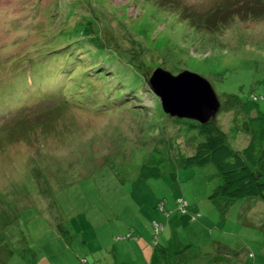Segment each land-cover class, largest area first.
I'll use <instances>...</instances> for the list:
<instances>
[{
  "label": "rangeland",
  "instance_id": "1",
  "mask_svg": "<svg viewBox=\"0 0 264 264\" xmlns=\"http://www.w3.org/2000/svg\"><path fill=\"white\" fill-rule=\"evenodd\" d=\"M185 8L197 26L181 19ZM157 67L204 77L217 125L241 150L240 103L264 113V0H0L3 264H28L26 248L46 253L42 264H148L135 242L150 248L155 234L170 264H252L234 255L241 247L263 254L251 218H264V200L227 207L210 197L222 183L213 164L182 166L201 137L150 91Z\"/></svg>",
  "mask_w": 264,
  "mask_h": 264
},
{
  "label": "trees",
  "instance_id": "2",
  "mask_svg": "<svg viewBox=\"0 0 264 264\" xmlns=\"http://www.w3.org/2000/svg\"><path fill=\"white\" fill-rule=\"evenodd\" d=\"M185 22L197 26L200 19L185 8L181 10ZM232 14L224 20L209 19L207 27H221L229 21ZM148 79V77H146ZM147 82V81H146ZM240 107L247 117L249 140L241 150L233 149L226 133L219 128L215 118L206 123L193 121L190 126L195 128L201 141L196 143L194 151L189 156L179 155L182 166H203L211 163L221 176L222 183L217 186L210 197H222L227 199L225 205L231 206L237 199L255 198L264 200V113L258 110L256 100L241 102ZM256 111V114H252ZM182 156V157H181ZM153 169L144 167L145 174L152 173ZM179 197L177 201V211H188V202ZM165 201L160 202V208H164ZM168 216V213H166ZM192 218H194L192 216ZM158 232L163 229V225L152 223ZM125 237H131L127 235ZM118 238H123L121 235ZM158 239L156 234L152 240V253L148 264H170L163 246H160L154 239ZM136 239V238H135ZM26 255V254H25ZM84 258H81L82 261ZM82 264V262H81ZM88 264V263H86Z\"/></svg>",
  "mask_w": 264,
  "mask_h": 264
},
{
  "label": "water",
  "instance_id": "3",
  "mask_svg": "<svg viewBox=\"0 0 264 264\" xmlns=\"http://www.w3.org/2000/svg\"><path fill=\"white\" fill-rule=\"evenodd\" d=\"M147 83L150 91L159 98L163 111L171 117L206 123L214 119L220 109L212 85L194 72L182 70L173 74L157 67Z\"/></svg>",
  "mask_w": 264,
  "mask_h": 264
},
{
  "label": "crops",
  "instance_id": "4",
  "mask_svg": "<svg viewBox=\"0 0 264 264\" xmlns=\"http://www.w3.org/2000/svg\"><path fill=\"white\" fill-rule=\"evenodd\" d=\"M262 210H263V207L261 209H258L259 213L262 212ZM251 219H252V223L256 224V226H257L255 229H262V231L264 233V218L263 217H259V218H251ZM116 239L120 240V239H123V238H118V236H117ZM135 244L137 246H139L140 255L143 257V259L145 261L148 262V260L150 259V256H151L153 248L151 246L149 248L148 242L143 237H139V238L137 237V242H135ZM263 244H264V239H263ZM258 246H259V243H258ZM131 247L134 248V245L132 244ZM249 248H251V247H249ZM249 248L248 247H243V248L241 247V248L237 249V250L241 249V251H238V252L234 253V255L235 256H238V255L241 256L242 254L245 253L251 259V261H253L252 264H260V263H257V260L260 259V258L264 259V251H263V254L261 256H256L258 248H257V251H254V250L250 249L251 250L250 252H249ZM27 250H29L30 253L32 254L31 258H27L26 255H25V259L28 262V264H42V263H40V260L47 258L46 253H43L42 255L38 256L36 254V251H33L31 248L30 249L26 248V252H27ZM26 252H25V254H26ZM240 258L241 257H239V259L237 260L236 264H239ZM263 259H260L258 262H261ZM79 260H80V258H79ZM1 261L2 260L0 259V264H3ZM88 262L91 263L90 261H88ZM22 264H26V263H22ZM43 264H46V263H43ZM47 264H51V263L49 262ZM78 264H81V261H78ZM91 264H95V263H91ZM124 264H131V262L124 263ZM262 264H264V262Z\"/></svg>",
  "mask_w": 264,
  "mask_h": 264
},
{
  "label": "built area",
  "instance_id": "5",
  "mask_svg": "<svg viewBox=\"0 0 264 264\" xmlns=\"http://www.w3.org/2000/svg\"><path fill=\"white\" fill-rule=\"evenodd\" d=\"M180 202H181V203H184V202L181 201V200H180ZM81 262H82V264H86L84 259H83Z\"/></svg>",
  "mask_w": 264,
  "mask_h": 264
},
{
  "label": "clouds",
  "instance_id": "6",
  "mask_svg": "<svg viewBox=\"0 0 264 264\" xmlns=\"http://www.w3.org/2000/svg\"><path fill=\"white\" fill-rule=\"evenodd\" d=\"M147 85H148V83H147ZM149 87V86H148ZM153 93V92H152ZM154 94V93H153ZM155 95V94H154ZM156 96V95H155ZM158 98V97H157ZM159 99V98H158ZM160 101V100H159ZM161 103V102H160ZM186 119V118H185ZM195 121V120H194Z\"/></svg>",
  "mask_w": 264,
  "mask_h": 264
}]
</instances>
